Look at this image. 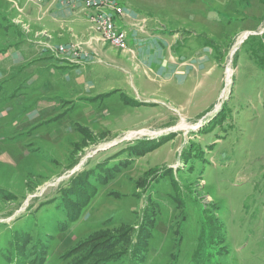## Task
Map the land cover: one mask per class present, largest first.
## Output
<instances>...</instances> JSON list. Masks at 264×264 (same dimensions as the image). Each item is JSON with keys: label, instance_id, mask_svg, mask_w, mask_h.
Returning a JSON list of instances; mask_svg holds the SVG:
<instances>
[{"label": "rangeland", "instance_id": "obj_1", "mask_svg": "<svg viewBox=\"0 0 264 264\" xmlns=\"http://www.w3.org/2000/svg\"><path fill=\"white\" fill-rule=\"evenodd\" d=\"M32 1L0 0L9 24L0 51L34 37L79 57L83 43L56 45L35 30ZM130 2L192 30L188 57L204 53L205 39L220 50L223 104L209 117L196 79L187 101L173 102L171 81H152L142 66L119 75L108 114L25 128L14 124L26 113L15 87L14 100L0 88V264H264V0ZM182 116L200 128L176 129Z\"/></svg>", "mask_w": 264, "mask_h": 264}, {"label": "crops", "instance_id": "obj_2", "mask_svg": "<svg viewBox=\"0 0 264 264\" xmlns=\"http://www.w3.org/2000/svg\"><path fill=\"white\" fill-rule=\"evenodd\" d=\"M32 2L28 12L37 9L40 20L35 30L50 32L56 45L83 44L76 58L58 54L51 48V42L48 44L45 39L41 42L34 37L14 41L0 51V88L12 93L6 99L14 100V91L10 89L15 87L26 111L22 123L15 122V126L45 128L53 123L62 124L63 118H66L63 126H73L86 124L83 119L89 117L88 112L101 110L106 115L112 98L120 91L119 75H128L131 69L140 72L142 66L147 74L151 72L149 76L155 75L148 77L152 81L162 79L165 84L171 81L173 102H186L184 97L191 94L188 88L191 82L200 80L205 87L206 114L210 113L211 117L220 110L224 99L226 57L220 50H211L207 39L203 54L188 57L186 43L190 38L187 33H193L192 30L185 31L186 34L174 31L168 22L142 12L140 7H133L130 0H118L125 8L124 16H117L118 13L109 7L99 13L108 14L124 32L127 50L121 51L93 39V23H89L81 0ZM95 15L96 10H88V18ZM6 23L0 24L2 30L9 25ZM10 32L16 35L15 30L10 29ZM179 106L183 109L185 104ZM95 118L96 115H91L90 123ZM182 120L185 122L181 125L193 122L188 116H182Z\"/></svg>", "mask_w": 264, "mask_h": 264}, {"label": "built area", "instance_id": "obj_3", "mask_svg": "<svg viewBox=\"0 0 264 264\" xmlns=\"http://www.w3.org/2000/svg\"><path fill=\"white\" fill-rule=\"evenodd\" d=\"M38 2H42V0H38ZM84 11L86 12L87 19L89 23H94V26L101 27L104 32L108 33V18H101L99 16V9L101 7H109L112 9H118L119 14L123 13V9L121 5L118 3V0H82ZM88 10H96V18H88ZM250 34V32H248ZM113 40H116L118 43H121V40L117 38V35H112ZM227 88L228 82L226 85Z\"/></svg>", "mask_w": 264, "mask_h": 264}, {"label": "bare ground", "instance_id": "obj_4", "mask_svg": "<svg viewBox=\"0 0 264 264\" xmlns=\"http://www.w3.org/2000/svg\"><path fill=\"white\" fill-rule=\"evenodd\" d=\"M104 10H105V7H101V9H99V11H104ZM114 10H115L116 13L119 14V10L118 9H114ZM99 16L101 18H108V24H109L108 25V33L107 32H104L103 29H101V27L94 26V23H93L94 29L96 31H102V32H104L106 34V36L110 39V41L113 43V45L125 48L126 47V41H125L124 32L121 29L117 28V26L115 25L113 19L108 14H106L104 12H100L99 13ZM93 18H96V15ZM112 35H117V38H119V40H121V43H118L116 40H113ZM231 74H232V70L229 67L228 68V76H227L228 86H230V84H232V79H231L232 78V75ZM200 124H201V121H200V123L195 124V125H180V126L175 127V128L176 129L177 128H179V129H186V128H189L190 127L193 130H198L200 128ZM142 135H144V133Z\"/></svg>", "mask_w": 264, "mask_h": 264}, {"label": "trees", "instance_id": "obj_5", "mask_svg": "<svg viewBox=\"0 0 264 264\" xmlns=\"http://www.w3.org/2000/svg\"><path fill=\"white\" fill-rule=\"evenodd\" d=\"M150 239H151V233H150ZM106 250H107V249H106ZM106 250H105V251H106ZM108 262H109V260H108Z\"/></svg>", "mask_w": 264, "mask_h": 264}]
</instances>
